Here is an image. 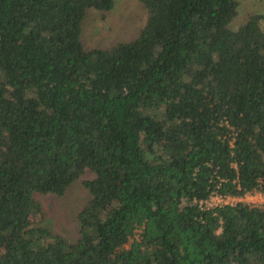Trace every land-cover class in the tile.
I'll list each match as a JSON object with an SVG mask.
<instances>
[{"label": "trees", "instance_id": "1", "mask_svg": "<svg viewBox=\"0 0 264 264\" xmlns=\"http://www.w3.org/2000/svg\"><path fill=\"white\" fill-rule=\"evenodd\" d=\"M136 35L87 46L115 0H0V264H264V13L139 0ZM87 195L69 238L36 193Z\"/></svg>", "mask_w": 264, "mask_h": 264}, {"label": "rangeland", "instance_id": "2", "mask_svg": "<svg viewBox=\"0 0 264 264\" xmlns=\"http://www.w3.org/2000/svg\"><path fill=\"white\" fill-rule=\"evenodd\" d=\"M239 3L238 15L229 22L232 29L246 15V12L264 13V0H239ZM87 16L83 26V39L87 46H106L119 40L132 39L145 21V12L139 0H115L114 7L105 18L101 17L100 11L93 8L89 9ZM91 176L93 172L87 170L63 196L36 193L45 211L44 223L69 238L76 237L79 226L75 214L87 195L81 180ZM238 200L264 204V193L248 192L244 196L237 197H222L215 194L210 197L207 204L234 203Z\"/></svg>", "mask_w": 264, "mask_h": 264}]
</instances>
